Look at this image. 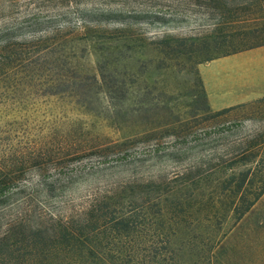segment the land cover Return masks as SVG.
Masks as SVG:
<instances>
[{
  "label": "rangeland",
  "instance_id": "1",
  "mask_svg": "<svg viewBox=\"0 0 264 264\" xmlns=\"http://www.w3.org/2000/svg\"><path fill=\"white\" fill-rule=\"evenodd\" d=\"M223 2L264 22V0ZM211 6L0 0L2 62L32 58L0 80V236L107 212L181 264H264V193L238 214L264 187V99L208 109L197 68L228 32ZM98 37L102 52L86 47Z\"/></svg>",
  "mask_w": 264,
  "mask_h": 264
},
{
  "label": "trees",
  "instance_id": "2",
  "mask_svg": "<svg viewBox=\"0 0 264 264\" xmlns=\"http://www.w3.org/2000/svg\"><path fill=\"white\" fill-rule=\"evenodd\" d=\"M208 1H210L212 6L207 8L216 17L214 26H226L228 29L226 34L217 41H213L216 45V50L224 52L223 55L216 58L264 45V22L241 19L237 14L242 9L235 6H227V3L223 2V0ZM100 39L103 40L102 37L93 38L90 42H87L86 47L100 51L101 49L98 47ZM111 39L108 38L106 40ZM247 46L251 47L246 48ZM76 47L78 48V46L71 48L74 50L73 48ZM29 50H19L20 56L28 57L30 52L27 51ZM16 54L14 53V55ZM21 59L4 64L1 58L0 80H4L6 75L11 72L12 64ZM31 59V57H28L22 60L28 61ZM22 155H24V160L32 159V156L38 155V152L28 155L22 153ZM11 157L12 154L9 156L10 160ZM20 158L16 157L18 160ZM5 164L12 163L5 161ZM8 169L9 166L4 165L0 160V185L1 181H3L2 184L4 185L0 187V203L5 202V199L1 198V196L7 190L4 182L6 179L1 177L4 176L6 178L11 173L7 172ZM263 193L264 187L262 186L258 188V193L252 201L243 206L238 214L242 216L248 212ZM233 211H236V208ZM100 221L102 226L98 227L96 222L90 219L81 222H68L60 219L57 221L52 220L46 225L38 222L32 226L28 225L24 220H15L12 230H8L0 236V264L182 263L178 260L180 249L168 246L147 248L136 243L135 239L140 237V235L134 230L130 231V227L133 225L130 218H109V213L105 212V215L100 217Z\"/></svg>",
  "mask_w": 264,
  "mask_h": 264
},
{
  "label": "crops",
  "instance_id": "3",
  "mask_svg": "<svg viewBox=\"0 0 264 264\" xmlns=\"http://www.w3.org/2000/svg\"><path fill=\"white\" fill-rule=\"evenodd\" d=\"M197 69L211 112L264 99V45L212 59Z\"/></svg>",
  "mask_w": 264,
  "mask_h": 264
}]
</instances>
